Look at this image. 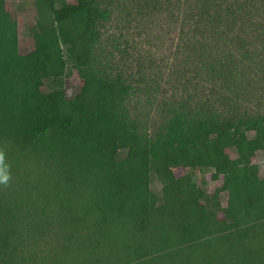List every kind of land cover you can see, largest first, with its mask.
I'll return each mask as SVG.
<instances>
[{"label":"trees","instance_id":"trees-1","mask_svg":"<svg viewBox=\"0 0 264 264\" xmlns=\"http://www.w3.org/2000/svg\"><path fill=\"white\" fill-rule=\"evenodd\" d=\"M9 1L0 0V176L34 179L38 196L16 209L0 202V218L9 220L0 231V264H43V253L60 233L53 220L71 213L88 189L91 206L66 218L93 219L92 233L80 236L95 239L93 246H74L85 257L109 256L106 236L116 223L133 238L128 251L152 264H228L232 254L239 260L257 256L247 242L261 241L264 250V178L257 155L264 154V111L247 106L250 92L243 85L252 72L264 75V39L249 44L237 29L259 20L256 0H148L165 1L174 8L171 17L193 29L184 45L193 55L183 68L211 86L204 97L194 86L181 96L154 135L130 112L133 85L95 67L98 24L109 18L103 7L110 0H20L37 9L34 49L26 54ZM256 32L264 37V22ZM66 54L83 80L72 100L64 87L42 90L46 81H62ZM231 148L236 159L227 153ZM205 168L213 169L210 180L223 182L209 195L191 172ZM153 172L164 183L161 199L151 188ZM222 192L229 195L226 207ZM46 203L47 210L40 206ZM77 240L72 231L57 244L67 250Z\"/></svg>","mask_w":264,"mask_h":264},{"label":"rangeland","instance_id":"rangeland-1","mask_svg":"<svg viewBox=\"0 0 264 264\" xmlns=\"http://www.w3.org/2000/svg\"><path fill=\"white\" fill-rule=\"evenodd\" d=\"M68 1L70 3L76 2V0ZM256 2L254 1L257 6L261 7L259 8V18L257 17L259 20L255 19L252 22H247L249 26L246 28H237L243 32L242 35H244L246 41L253 45L261 44L264 39L256 32L264 22V0H256ZM164 3L166 2L164 1L158 5L157 3L151 4L148 0L107 1L103 8L108 11L109 18L101 20L98 24L101 38L93 50L95 67L100 72L112 76L121 75L133 85L134 91L129 100L130 112L138 121L141 129L152 135L162 128L173 115V107L179 102V98L187 95L190 91L193 92V86L199 88L202 97L209 92L211 87L205 84L202 79L194 77L192 72H185L183 67L188 65L186 64L187 57L193 55L194 50L190 46L184 45H186V41L188 42L192 38L193 33L191 31L193 29L189 25L185 27L186 24L184 23H181V25L177 23V20L171 17L174 8L168 7L169 5L166 4L162 5ZM7 8L12 18L18 22L20 49L22 53L26 54L34 49L31 27L37 20L36 6L34 3L24 4L20 0H10L7 3ZM253 16L256 15L253 14ZM247 28L250 31H247ZM180 39L185 40L181 41ZM231 48H234V45ZM66 56V75L62 81H46L42 90L44 93H48L64 87L67 98L72 100L81 93L83 80L75 69L72 58L67 54ZM184 74H187V76L185 77ZM249 75L248 80L251 78L250 83L247 81L243 84L244 86L247 85V90L250 92L247 94L249 96H246V101H248L246 104L251 110L264 111V75L253 72ZM249 136L254 137L255 134L251 132ZM124 153L122 152L120 157H123ZM227 153L234 159L238 157L237 151L233 148L229 149ZM257 155L260 176L264 178V154L258 152ZM191 172L194 180L208 195L223 184L222 181L209 179V174L213 172L211 168L191 169ZM7 180L4 182V187L0 188V202L10 205L13 209H16L23 202L22 200L35 202L38 191L34 188V179L22 181L10 174ZM163 186L162 178L153 172L151 188L160 196V199ZM82 192H84L83 196L77 198L75 202L77 207L71 213L56 217L53 220V224L56 222L60 233H55L53 237L55 247L52 246L47 252L43 253L44 260L41 259L43 264H90L92 262H95V264H110L113 262L128 263L129 260L133 261V264H152L153 259L141 260L135 256L133 251H128L127 245H130L133 238L129 237L128 230H125L126 226L123 223V225L113 224L106 236L109 242L105 244V250L108 251L109 256H104L102 259L97 256L92 259L84 256L82 247L79 249L74 248V246H85L89 247V250L95 241V239L85 241L80 237L82 234L92 233L93 219L91 217L85 223L77 221V223H71L66 220L68 216L75 215L77 211L83 215L84 211L93 203L90 197V189L87 191L82 190ZM228 198V192L220 194L224 207L227 206ZM40 206L47 210L51 203ZM46 219L51 220L52 214H47ZM2 224L4 225L3 228H1ZM8 224V216L0 218V231L4 230ZM72 231L78 234V240L71 241L67 250L62 247L59 248L60 244L57 243H61L63 239L65 240ZM248 244L255 246L257 256L239 260V257L232 254L228 256V264L230 258L236 261L232 260L230 264L261 263L264 260V250L261 247L263 243L258 241L252 242V244L247 242L246 245ZM216 245L218 246V243ZM218 263H222V260L219 259L215 262V264Z\"/></svg>","mask_w":264,"mask_h":264},{"label":"clouds","instance_id":"clouds-1","mask_svg":"<svg viewBox=\"0 0 264 264\" xmlns=\"http://www.w3.org/2000/svg\"><path fill=\"white\" fill-rule=\"evenodd\" d=\"M8 179L7 176H0V182H6Z\"/></svg>","mask_w":264,"mask_h":264}]
</instances>
